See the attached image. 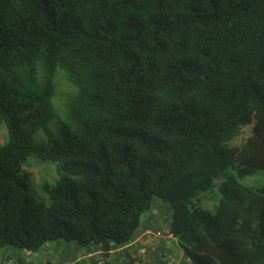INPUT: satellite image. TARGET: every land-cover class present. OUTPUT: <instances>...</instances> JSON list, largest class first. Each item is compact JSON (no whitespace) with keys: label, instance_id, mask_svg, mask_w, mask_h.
Instances as JSON below:
<instances>
[{"label":"trees","instance_id":"obj_1","mask_svg":"<svg viewBox=\"0 0 264 264\" xmlns=\"http://www.w3.org/2000/svg\"><path fill=\"white\" fill-rule=\"evenodd\" d=\"M2 126L0 248L143 264L127 249L158 199L187 264H264V186L238 181L264 172V0H0ZM29 159L57 164L44 198ZM168 242L140 254L176 264Z\"/></svg>","mask_w":264,"mask_h":264},{"label":"rangeland","instance_id":"obj_2","mask_svg":"<svg viewBox=\"0 0 264 264\" xmlns=\"http://www.w3.org/2000/svg\"><path fill=\"white\" fill-rule=\"evenodd\" d=\"M69 85H61V89L65 91V93L61 95L57 92L56 95L53 97L52 102L57 113L59 119H64L66 115V98L67 92L71 89ZM63 98V99H61ZM65 105V107H64ZM64 108L61 110V108ZM66 119V118H65ZM51 131L55 128V123L50 124ZM54 133V131L52 132ZM49 134L40 131L33 134V141L34 142H45L48 140ZM7 134L5 128L2 126L0 128V142H6ZM29 164V166H27ZM24 171L28 174V182L30 185V191L33 195L44 198L46 194L42 191L41 186L44 183L53 184L58 179L57 174V164L56 163H46V164H37L29 159L25 164ZM239 183L249 186V187H261L264 186V172L263 170H258L255 174L246 176L245 178H239ZM201 205L208 209L209 211L213 210V207L218 203L220 199V194L218 192V183L216 181L215 186L212 188L211 191L203 194L200 196ZM154 210L151 213H146L141 217V228L137 232L139 234V238L137 243L141 244L143 240L142 229L144 226L150 224L152 220L157 219L158 225L152 227L150 229V233H152L155 237L159 240H169V242L176 246L175 249H178L176 244V239H167L164 236H158L157 233H164L167 231L166 223L171 218V207L169 204L161 202L158 199H155L154 202ZM150 214V215H149ZM170 214V215H169ZM149 215V218H148ZM151 220V221H150ZM151 225V224H150ZM151 227V226H150ZM156 239V240H158ZM155 242L151 244L150 248L156 247ZM129 250V249H127ZM176 251V250H175ZM175 253V252H174ZM87 254L84 253L83 249L80 248L75 241H67L63 239L59 240H50L45 243V245L40 248L38 251H28L26 249H19L12 246H6L0 248V264H84L77 262L82 257L86 256ZM173 257L171 255L166 254L164 256ZM89 264L91 261L94 264H98L101 260L100 257L96 254L91 255L88 257ZM81 261V260H80ZM87 264L86 261H84ZM188 264L189 261H188Z\"/></svg>","mask_w":264,"mask_h":264},{"label":"crops","instance_id":"obj_3","mask_svg":"<svg viewBox=\"0 0 264 264\" xmlns=\"http://www.w3.org/2000/svg\"><path fill=\"white\" fill-rule=\"evenodd\" d=\"M150 215V214H149ZM149 215H148V218H149ZM151 221V220H150ZM151 224V225H150ZM150 224L149 225H147V226H144V228L142 229V234L141 235H143L142 237H143V240H142V243L141 244H138L137 243V241H138V236H139V234L141 233H139L138 235H137V237H136V240L133 242V244L131 245V247H130V249L129 250H127V252H129L128 253V255H129V257H134L133 259H137V257H138V259L139 260H141L142 261V263L143 264H153V261H156V262H158V260L155 258V259H153L152 257H156L155 255H153V254H146V256H144L143 254H140V252H141V249H143V247H148L149 248V246H151V244H153V242H155V244H157L158 243V240H156L154 237H152V236H148L147 235V232L148 231H150V229L152 228V227H154V226H156V225H158V222H157V219H155V220H152L151 222H150ZM151 226V227H150ZM174 247H176V246H174V245H172L170 242H168L167 244H165V243H161V244H158V249H159V252L161 253V254H164V255H166V254H168V255H171V256H173V257H175V259H176V257H177V259H178V261L176 260V264H187V262H186V260H184L183 259V257H181L180 256V251H179V249H175ZM176 250V251H175ZM175 252V253H174ZM123 255V256H122ZM128 255H125L120 249H117V250H114V251H112L111 252V257L112 258H119V257H121V258H123V261H124V259L126 258V257H128ZM91 256V254H87L86 256H84V257H82L80 260H81V262H84V261H86L87 262V264H89L88 262H90L88 259V257H90ZM174 259V260H175ZM80 260H79V262H80ZM138 263V262H137Z\"/></svg>","mask_w":264,"mask_h":264},{"label":"built area","instance_id":"obj_4","mask_svg":"<svg viewBox=\"0 0 264 264\" xmlns=\"http://www.w3.org/2000/svg\"><path fill=\"white\" fill-rule=\"evenodd\" d=\"M147 235L148 236H152V237H154L155 239H158L157 237H155L152 233H150L149 231L147 232ZM157 235L158 236H164L165 238H167V239H172L173 238V235L171 234V233H169L168 231H166V232H164V233H162V232H160V233H157ZM141 252H144V249H141Z\"/></svg>","mask_w":264,"mask_h":264}]
</instances>
